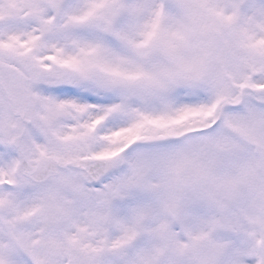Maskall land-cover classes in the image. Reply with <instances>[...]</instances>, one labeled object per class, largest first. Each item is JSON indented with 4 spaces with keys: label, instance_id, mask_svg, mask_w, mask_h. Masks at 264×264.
Wrapping results in <instances>:
<instances>
[{
    "label": "snow or ice",
    "instance_id": "1",
    "mask_svg": "<svg viewBox=\"0 0 264 264\" xmlns=\"http://www.w3.org/2000/svg\"><path fill=\"white\" fill-rule=\"evenodd\" d=\"M0 264H264V0H0Z\"/></svg>",
    "mask_w": 264,
    "mask_h": 264
}]
</instances>
